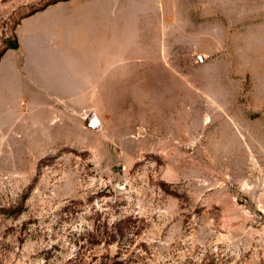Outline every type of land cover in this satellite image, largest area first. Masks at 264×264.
<instances>
[{
  "label": "rangeland",
  "instance_id": "obj_1",
  "mask_svg": "<svg viewBox=\"0 0 264 264\" xmlns=\"http://www.w3.org/2000/svg\"><path fill=\"white\" fill-rule=\"evenodd\" d=\"M54 1L0 0V264H264V0Z\"/></svg>",
  "mask_w": 264,
  "mask_h": 264
},
{
  "label": "crops",
  "instance_id": "obj_2",
  "mask_svg": "<svg viewBox=\"0 0 264 264\" xmlns=\"http://www.w3.org/2000/svg\"><path fill=\"white\" fill-rule=\"evenodd\" d=\"M110 1L111 0H67V1L60 0V1L54 2L55 5L57 6V9H58V11H56V20L59 19V21L61 23L60 24L61 32L65 31L64 20H65V18L70 17V16H68L69 15L68 10H69V8L72 5H75L76 3H78L80 5L79 6V10H78V13H79L78 16L79 17H82V16L85 17V16L91 15V19H92L93 23H106L105 22L106 18L103 15V12H104L103 10H106V2L109 3ZM102 4H103V6H102ZM49 6L47 8H45L44 10L36 11L35 13L31 14L30 16L24 18L23 23H25L27 20H30V19H33V18L39 16L42 12L46 11L47 9H49ZM110 8L111 7L109 6L108 14L111 15ZM62 10H65V12H62ZM74 11H77V10H74ZM74 11L71 12L72 17L75 16ZM139 14H140V17L143 16V14H141V12H139ZM138 27L141 28V25H139ZM47 29H48L47 27L46 28L44 27V29H42V30H47ZM18 42H19V39H18ZM135 45L137 46V44H135ZM137 47H139V46H137ZM59 49H60V47H55V51H53V52H55L56 56H57L58 53L60 54L63 51V50H59ZM64 50L66 51V53H72L73 52L70 49H64ZM6 52H7V50L5 51V53ZM119 55H112L107 64H105L103 66H99L97 68H93L90 63L87 65V64L77 63V62L74 63V61L64 60L60 66L64 70H66L65 71V76L63 78H61V79H57L56 78V80H58V81L62 82L63 84H65V83H67L66 80H68V78H70L72 76H79L81 74V72H83V73L87 72L88 75H92V78H93L92 81L94 83L96 81L95 80L96 79V74L104 73V71L107 69L106 67H108L109 64H111L112 59L113 58H117L116 56H119ZM49 81H51V80H49ZM49 81L47 80V82H44V83L46 84ZM125 81H127V82L129 81L127 77L125 78ZM35 83H37V82H35ZM35 83H34V88H37L38 85H36ZM65 87L67 88L68 86L66 85Z\"/></svg>",
  "mask_w": 264,
  "mask_h": 264
},
{
  "label": "trees",
  "instance_id": "obj_3",
  "mask_svg": "<svg viewBox=\"0 0 264 264\" xmlns=\"http://www.w3.org/2000/svg\"><path fill=\"white\" fill-rule=\"evenodd\" d=\"M57 1H60V0H55L54 2H57ZM53 2V3H54ZM37 11V10H36ZM36 11L32 12L31 14L35 13ZM30 14V15H31ZM19 47V42H18V39L15 37V40L14 42H12L11 44H9L1 53H0V57L4 54V52L8 49H11V48H18ZM119 244V242H118ZM121 244V245H120ZM119 244V247H118V252L117 254L113 257V260L110 264H130L129 261H125L124 259H121V254H122V250L123 248H126V246H129L130 244L127 243V242H121ZM124 244H125V247H124ZM128 244V245H126ZM70 264H82V260H78V258H75L74 260H72L70 262Z\"/></svg>",
  "mask_w": 264,
  "mask_h": 264
},
{
  "label": "water",
  "instance_id": "obj_4",
  "mask_svg": "<svg viewBox=\"0 0 264 264\" xmlns=\"http://www.w3.org/2000/svg\"><path fill=\"white\" fill-rule=\"evenodd\" d=\"M86 126L94 130H100L102 127V121L99 118L97 112H93L87 119Z\"/></svg>",
  "mask_w": 264,
  "mask_h": 264
}]
</instances>
